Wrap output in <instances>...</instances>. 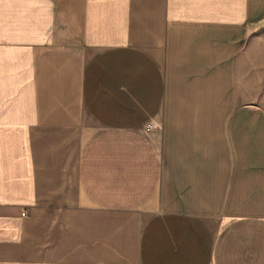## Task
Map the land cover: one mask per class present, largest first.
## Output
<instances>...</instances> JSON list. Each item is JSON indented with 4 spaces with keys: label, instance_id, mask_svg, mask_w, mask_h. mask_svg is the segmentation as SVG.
<instances>
[{
    "label": "crops",
    "instance_id": "crops-1",
    "mask_svg": "<svg viewBox=\"0 0 264 264\" xmlns=\"http://www.w3.org/2000/svg\"><path fill=\"white\" fill-rule=\"evenodd\" d=\"M0 264H264V0H0Z\"/></svg>",
    "mask_w": 264,
    "mask_h": 264
},
{
    "label": "built area",
    "instance_id": "built-area-1",
    "mask_svg": "<svg viewBox=\"0 0 264 264\" xmlns=\"http://www.w3.org/2000/svg\"><path fill=\"white\" fill-rule=\"evenodd\" d=\"M154 126L152 124H148L147 128L152 129Z\"/></svg>",
    "mask_w": 264,
    "mask_h": 264
}]
</instances>
